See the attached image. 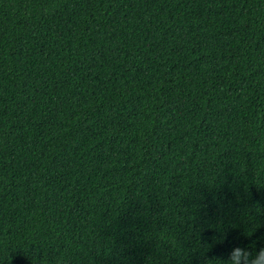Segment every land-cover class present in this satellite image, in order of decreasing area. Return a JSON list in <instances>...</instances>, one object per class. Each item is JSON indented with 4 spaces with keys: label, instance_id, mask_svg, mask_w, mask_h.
Here are the masks:
<instances>
[{
    "label": "trees",
    "instance_id": "16d2710c",
    "mask_svg": "<svg viewBox=\"0 0 264 264\" xmlns=\"http://www.w3.org/2000/svg\"><path fill=\"white\" fill-rule=\"evenodd\" d=\"M264 247V0H0V264H219Z\"/></svg>",
    "mask_w": 264,
    "mask_h": 264
},
{
    "label": "clouds",
    "instance_id": "9594fccd",
    "mask_svg": "<svg viewBox=\"0 0 264 264\" xmlns=\"http://www.w3.org/2000/svg\"><path fill=\"white\" fill-rule=\"evenodd\" d=\"M217 261L219 264H264V247L250 250L236 245L228 251L226 259L220 258Z\"/></svg>",
    "mask_w": 264,
    "mask_h": 264
}]
</instances>
